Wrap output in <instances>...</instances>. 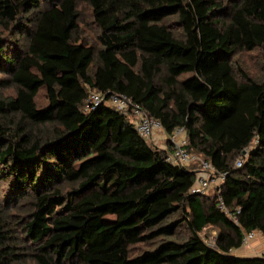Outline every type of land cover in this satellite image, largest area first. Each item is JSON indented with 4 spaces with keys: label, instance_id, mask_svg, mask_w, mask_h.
<instances>
[{
    "label": "trees",
    "instance_id": "1",
    "mask_svg": "<svg viewBox=\"0 0 264 264\" xmlns=\"http://www.w3.org/2000/svg\"><path fill=\"white\" fill-rule=\"evenodd\" d=\"M253 51L264 0H0V87L15 90L0 94V264H264L233 253L264 234V75L234 61ZM90 91L128 95L167 134L186 128L228 173L225 210L216 191L192 192L197 166L165 160L167 141L87 108Z\"/></svg>",
    "mask_w": 264,
    "mask_h": 264
},
{
    "label": "built area",
    "instance_id": "2",
    "mask_svg": "<svg viewBox=\"0 0 264 264\" xmlns=\"http://www.w3.org/2000/svg\"><path fill=\"white\" fill-rule=\"evenodd\" d=\"M100 104L112 106L129 115L131 123L141 137L149 143L164 147L166 141L171 149L166 152L165 160L172 164L183 166L197 165V180L192 188L193 193L207 192L214 189L218 195L219 206L225 210V205L221 196V187L224 184L228 173L219 171L209 160L201 154L189 149V139L186 128L177 127L170 134L164 130V126L159 119L148 115L142 106L135 102L126 94H105L98 91H90L86 101L87 108H93ZM259 139L256 138L253 143L241 153L236 160V166L241 167L248 154V150L258 145ZM256 235V231L248 232L243 238V245H246ZM214 246L215 239L209 241Z\"/></svg>",
    "mask_w": 264,
    "mask_h": 264
},
{
    "label": "rangeland",
    "instance_id": "3",
    "mask_svg": "<svg viewBox=\"0 0 264 264\" xmlns=\"http://www.w3.org/2000/svg\"><path fill=\"white\" fill-rule=\"evenodd\" d=\"M78 8L80 11L79 33L87 41L95 42L97 29L93 22V11L89 5L82 2H79ZM234 61H237L239 65H241L251 75L255 77L264 75V53L260 51L241 52L239 54H236V56L234 57ZM0 94L3 97L14 96L15 90L12 86H1ZM37 103L40 107H44L48 105V100L46 98V91L44 89L40 90L37 98ZM196 166H197L196 164H191L189 167L196 168ZM1 184L2 183L0 182V187L2 186ZM214 191H215L214 189H210L206 193L208 196H212L214 194ZM217 235H218V229L212 227L207 228L202 233V236L206 239V241H213L214 239H216Z\"/></svg>",
    "mask_w": 264,
    "mask_h": 264
},
{
    "label": "crops",
    "instance_id": "4",
    "mask_svg": "<svg viewBox=\"0 0 264 264\" xmlns=\"http://www.w3.org/2000/svg\"><path fill=\"white\" fill-rule=\"evenodd\" d=\"M233 253L240 257H264V234L256 231L253 239Z\"/></svg>",
    "mask_w": 264,
    "mask_h": 264
},
{
    "label": "water",
    "instance_id": "5",
    "mask_svg": "<svg viewBox=\"0 0 264 264\" xmlns=\"http://www.w3.org/2000/svg\"><path fill=\"white\" fill-rule=\"evenodd\" d=\"M244 153H245V151H244Z\"/></svg>",
    "mask_w": 264,
    "mask_h": 264
}]
</instances>
